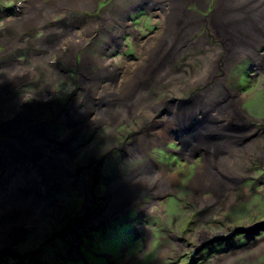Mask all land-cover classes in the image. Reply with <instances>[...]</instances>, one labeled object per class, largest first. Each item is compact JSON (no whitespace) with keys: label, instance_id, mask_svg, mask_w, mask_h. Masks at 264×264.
<instances>
[{"label":"rangeland","instance_id":"rangeland-1","mask_svg":"<svg viewBox=\"0 0 264 264\" xmlns=\"http://www.w3.org/2000/svg\"><path fill=\"white\" fill-rule=\"evenodd\" d=\"M70 1L76 5L67 4V0H0L1 84L14 76H20L16 81L21 80L14 87L10 84L0 98V149L21 139L25 128L16 123L26 110L34 114L28 126L39 128L55 127L52 123L59 113L65 122H71L90 105L93 111L87 119H105L111 111L107 105L111 97L108 93L98 94V89L105 85L115 90L113 77L125 73L123 81H127L138 74L140 67L153 66L151 79L162 73L168 79L138 92L151 102L150 112L144 111L145 104L141 103L139 111L126 108L127 120L121 124L105 122L90 127L85 136L82 132L77 136L80 139L74 145L68 182L47 169L30 187L24 178H11L13 170L6 177L0 172V179H4L0 185V264H85V260L88 264H264V42L259 44L257 54L262 58L257 61L252 55H242L224 67L226 54H219V68L213 76L224 79L227 98L223 106L217 103L218 107L207 111L211 121L221 108L216 113L215 130L206 135L207 141H200L195 150H190V146L180 145L187 141L179 143L185 137L176 126L171 125L173 131L167 132L168 144L153 141L155 133L149 131L147 142L153 146L145 160L153 164L147 166L144 160L132 156L130 146L137 142L134 138L143 139L149 129L156 131V126L147 121L149 114L156 119L162 115V111L158 116L155 113V102L165 101L164 110L190 108L203 91L200 78L212 65L202 56L203 50L195 48L183 50L179 56L158 57V64L143 56L142 44L151 37L156 42L162 35L164 14L155 11L152 4L156 0ZM200 3L187 5L185 10L190 14L184 16L179 27L199 29L194 40L204 38L209 45L220 48V41L212 37L213 29L221 32L230 28L226 15L217 0ZM36 6L41 23L31 18L27 22L26 14L34 12ZM73 7L79 10L71 11ZM104 16L112 19L110 24L104 26L101 22L100 29L75 52L73 61L65 62L72 51L65 45L60 47L59 41L70 37V33L80 36L87 28L98 27V19ZM123 20L129 29L118 39L111 38L106 32H117ZM59 48L64 51L57 52ZM80 67L96 78L98 69L114 73L83 88ZM20 68L28 70L27 74L22 71L7 76L9 70ZM118 77L123 79L122 74ZM140 80L142 85L150 84L144 77ZM87 90L98 95H93V101L85 106L76 105L69 111L66 106L83 99ZM237 107L241 117L235 124L234 120L229 122V116ZM17 111L20 114L15 116ZM205 145L210 149L206 150ZM210 165L224 172L225 178H220L230 187L207 204L209 192L224 187L212 178L207 186L199 185L204 171H211ZM154 183L156 191L151 190ZM15 185L33 197L38 195L40 206L23 209L31 204L12 201ZM116 188L124 191L121 196L116 195ZM15 192L17 198H22L19 191ZM196 197L203 205L195 201ZM15 217V222L3 225Z\"/></svg>","mask_w":264,"mask_h":264},{"label":"bare ground","instance_id":"bare-ground-1","mask_svg":"<svg viewBox=\"0 0 264 264\" xmlns=\"http://www.w3.org/2000/svg\"><path fill=\"white\" fill-rule=\"evenodd\" d=\"M193 1L196 4L200 5L201 4L200 2L205 1V0H202V1L201 0H168V2H165V3H163L161 0H156L152 4L157 13L161 12L162 14H164L163 24H162V35L156 42H155L154 38L151 37L148 39V41L146 43L142 44L144 47L143 56L146 57L147 60H149V62L152 61V63H155L157 61L158 57L179 56L183 52V50L195 48V49L203 50L202 56L204 58H206L207 60H209L212 67L211 68L209 67V69H207L203 74L205 76L200 78V82L203 86V91L200 92L201 94L199 95V99L197 100V102L193 103L190 106V108H188V109H181L180 108L178 110L171 108L169 110L168 109L164 110L165 101L161 100L159 103L155 102V106H154L155 113L158 116V113L162 111V115L158 116L160 119H156L154 116H151V114H149L147 121L150 125L156 126L155 127L156 131H153V129H149L147 132L144 133L143 139L140 138V136H139L138 138L133 139L134 140L133 142H135V141H137V142H135L133 145L130 144L131 145L130 146V153L132 154V156L139 158L141 160H144L145 165H147V166H150V165L152 166V164H153V163H151L150 160H148V161L145 160V158L147 157V152H149L150 151L149 149H151L153 146L152 143L149 145L147 142L150 140L149 135L151 133H149V131H151L152 133H155L154 135L151 136L152 138H154L153 141H157L158 143L161 141L162 144L163 143L168 144L170 142V139H169L167 132H170V130L173 131L170 128L171 125L176 126L179 129V133L185 137L184 140L180 139L179 143H181L182 141H187V142L182 143L180 145L183 146V148H187L188 146H190V150H195V148L200 144L199 142L203 141V140L207 141L206 135L210 134L211 130H215L213 128V126L217 125V123H218L217 119L215 118L217 116L216 113L219 112L221 108H219L218 111L214 114L213 119L211 121H209L210 115H209V112H207V111L209 109L211 110L212 108H214L217 105V103L220 106H223L226 102L225 99L227 98V95H226L227 93L224 92L226 90L224 88V79L213 76V74H215L218 71V68H219L218 67V56L222 51L226 54V56H224V60H223L224 61L223 66L224 67L231 64L232 61L234 62L235 59H237V58L240 59V56H242V55H252L255 57V61L262 58V56L257 54V51L259 50V46H260L259 44H261L262 41L264 42V0H217L218 7H219L220 11L226 15V19L229 22L228 24L230 27L227 31L222 30L221 32H219V31L216 32L213 29L212 37L215 36L220 41V43H221L220 48L216 47L214 45H209L204 38L194 40L193 35L197 34L199 29L195 28L193 30L192 27H189L186 30L180 29L179 23L184 19V16H186L187 14H190L185 9H186L187 5ZM206 2H204V3H206ZM70 3L73 6L76 5V2H72L70 0H67V4H70ZM78 3L82 4V0H79ZM64 6H62V7H64ZM55 7L59 11V7L58 6H55ZM79 7H73L71 11H78ZM36 9H37V6L35 7L34 12L26 14V16H28L26 18L27 22L30 20V18L32 20L34 19L36 21H39V18L41 16V12H37ZM57 9H55V10H57ZM48 10L46 13L49 15ZM165 11H167V12H165ZM193 18H194V16H193ZM190 19H188V20H190ZM98 20H99L98 21L99 24L97 23L98 27H94L92 30L87 28V30H84L80 36H78L77 34L70 33V37L66 38L67 36H65L63 39H61L59 41L60 47L65 45V46L69 47V49L72 51V53H69V54H67L68 52L66 53L67 55L65 57V62L71 63L73 61L75 52L79 51L83 47L85 42H87L88 38L91 37L92 33H94L96 29H100V27H101L100 23L101 22H103L104 24H102V25L105 26L106 23L110 24V21L112 19L111 20L107 19L104 16L103 18H100ZM194 20H195V18H194ZM124 24H125V21L123 20L122 22H120V25L117 26V28L119 27L117 32H112V33L106 32V33L109 34L111 38L118 39L121 32L125 31L126 28L129 29V25H124ZM190 25H191V23H190ZM114 33H116V34H114ZM183 46H185V47H183ZM61 49L63 50V48L57 49V52L60 53L59 50H61ZM254 57H253V59H254ZM59 59H61V58H59ZM97 62H96V64H97ZM156 63L158 64V62H156ZM103 64L106 65L105 63H103ZM141 64L143 65V63H141ZM101 65H102V63H101ZM263 67H264V64L261 66V69H263ZM140 68H139L138 74H136V76H134V77L129 76V79L127 81H123L124 79H126L125 73H120L123 75V79L118 77V76H120V74L117 76L116 79L113 77L112 85L113 84L115 85V87H116L115 90H113L112 88H109V87H108L109 88V90H108V88H106L105 85H104V87L100 86V88L98 89V94L108 93V95L111 97V100H109V102L107 103V105L110 106L111 111L106 113L108 116L105 119H98V118L87 119L89 114L92 113V111H93V109H92L93 105H90L86 109V111H84V113H82L80 116L76 117V119H74L71 122H65L61 117V113H59L58 118H56V121L54 123H52L55 127H47L46 126L45 128H43V126H42L41 128H39L35 125L33 127L28 126L29 121L32 119V115H34L32 113V111L26 110L22 114H20L17 111L15 116H17V114H20L21 116L19 118H21V120L19 121V123L17 121L16 126L20 127L21 129L25 128V132L21 136V139L18 140L16 143L9 144V146L1 147L2 152L0 154V164H1L0 165V172L2 173V177H6L5 175L10 170H13L12 174L10 175L11 178L16 177L20 181H23L21 178H24L23 182L30 185V187H31V186H33L32 183L34 180H36L38 177H42L43 174L45 173V170L47 171V169H50L53 172L57 173L59 178L62 179L64 182H68L70 180V173H71V169L73 168V161L75 158L74 145L80 139L77 136L81 132H82L81 135L85 136L87 134L88 130L90 129V127H94V126H97V125L105 123V122H111L114 125L118 124V123L121 124L123 121L127 120L126 108L133 110V111H139L137 109V106H139V105L141 106V103L145 104L143 106L144 111H146V112L151 111V107H152L151 102L146 101L147 98H146L145 94H139L138 92L141 93L143 91V88H146L148 86H153L155 84L154 82H156V85L160 84L161 82L164 81V78L168 79V76L166 73H162V74L158 75V77H156L157 74H155L154 79H151L150 78L151 74L155 71V68L153 66H144L143 68H141V69ZM22 71H24L23 73H26V74L28 72V70L23 69V68L16 69V70L13 69V70H9V72L7 73V76L19 75L22 73ZM113 73H114V71H110V70L106 71L105 73L103 71L100 72V69H98L97 70L98 78H96L92 73H89L84 68L80 67V80H81L80 84H82L83 88H85V87H88L90 85L95 84L97 81L102 82L103 80L101 81V79H102L103 75L111 76ZM26 74H23V75L25 76ZM152 75H154V74H152ZM146 76H147V79H146ZM175 76H176V74H175ZM19 77L20 76H17V77L14 76V78H11L8 81L5 79V81H7V82H5L4 84H1L3 78L0 80V89L3 87L0 90V98L3 96L2 95L3 92L5 91V89L10 84H12V86L14 87L15 84H18L21 81V80L16 81V79L18 80ZM143 77H144L145 81H148V83H150V84L142 85L143 81H141V80H140L141 82H138V80L141 78L143 79ZM109 80H110V78H109ZM123 82H126V83L123 84ZM189 83H190V81H189ZM120 93H123L124 95L121 96V95H119ZM96 94H97L96 91L87 90V91H85V94L82 97L83 99H79L76 102L69 103L66 106V108L69 109V111H71L74 109V107L76 105L83 107L86 105V103L88 101H90V100L93 101V98H91V97H93V95H96ZM216 94H218V95L216 96ZM134 95L137 97L136 98L137 101L132 99V97ZM102 98L103 97H101V99ZM239 98H240V96L237 97V100ZM170 104H173V103H170ZM16 106H18V105H16ZM217 107H218V105H217ZM197 109L199 111H197ZM130 114H128V115H130ZM199 116H201L202 118H199ZM238 117H241V114H240V109L237 107L236 112H232L230 114L229 122H233L231 120H234V121H236V122H234L235 124L239 123L240 120L238 119ZM39 126H41V125H39ZM221 131H223V129ZM250 131H251V129H250ZM0 133H1V131H0ZM141 134H143V131ZM177 136L179 137V135H177ZM189 139H192L191 143L189 142L190 141ZM198 139H201V140H198ZM163 140L165 142H163ZM10 142H12V140ZM146 145L148 147H146ZM205 147H207L206 150L210 149L206 145H205ZM182 151H184V150H182ZM128 157H130V156H128ZM142 168L143 167H138L137 170H142ZM209 169L211 170L209 173L206 172V170H205L204 173L202 174V179H201V181L198 182L199 185L207 186L208 180L210 178H212L214 181L217 182V184L219 183L218 180H220L221 185H224V187L220 188V190L218 192H216V188H215L214 193L209 192V194H211V195L207 199L208 203L206 201L204 202L207 204L212 203L217 198V196H219L225 190H228V187H230V185L226 184V180H224L225 177L222 174L224 172H222L220 170L213 169L212 165L209 166ZM58 170L61 172H59ZM229 171H231V170H229ZM145 172L146 171H144V174H145ZM221 175L224 178H220ZM160 176H163V175L161 174ZM156 177H158V176H156ZM198 177L201 178L200 176H198ZM3 181H4L3 178L0 179V185L3 184ZM16 183H14V184H16ZM148 183H147V185H148ZM156 184L157 183H154L153 186L151 185L152 186L151 190L156 191V186H157ZM17 188L18 187L16 185L13 187V189H15V190H13V193H16V195L15 194L12 195V197H13L12 201H17V202L18 201H20V202L26 201L27 204L28 203L31 204V205L23 206L24 207L23 209L33 210V206L34 207L40 206V202H39V199L37 197L38 195L36 197H33V194L31 192H28L27 190H25L22 186H20V188H18V189ZM37 188H38V186H37ZM28 189H29V187H28ZM137 189H139V188H137ZM115 190H116L115 193L118 196H121L124 192L123 190L120 191V189H117V188ZM124 190H125V186H124ZM15 191H19V193H20L19 195L22 198H17V192H15ZM106 199H107V197H106ZM122 199H125V198H122ZM194 199L196 202H200V204L203 205L200 197H198V198L196 197ZM15 204L17 205V203H15ZM103 211L105 212V210H103ZM28 212H30V211L28 210L26 212H23L22 214H26ZM16 217L14 218V220H12V221L9 220L10 222L4 223L3 225H8L12 222H15ZM8 218H10V216ZM33 220H35V219H33ZM101 220H103V219H101ZM93 225H95V224H93Z\"/></svg>","mask_w":264,"mask_h":264},{"label":"clouds","instance_id":"clouds-1","mask_svg":"<svg viewBox=\"0 0 264 264\" xmlns=\"http://www.w3.org/2000/svg\"><path fill=\"white\" fill-rule=\"evenodd\" d=\"M71 246L75 247V246L72 245V244H71ZM202 248H203V247H201L200 249H202ZM70 249H71V248H70ZM71 252H72V251H71ZM72 254H73V253H72ZM78 258H79V257H78ZM83 259H84V258H83ZM65 260H70V258H67V259H65ZM85 264H88V263H87V260H85Z\"/></svg>","mask_w":264,"mask_h":264}]
</instances>
